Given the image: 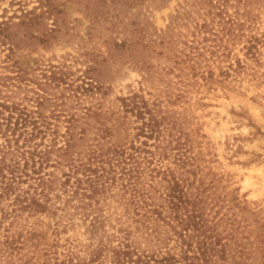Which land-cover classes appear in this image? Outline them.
Here are the masks:
<instances>
[{
  "label": "rangeland",
  "instance_id": "rangeland-1",
  "mask_svg": "<svg viewBox=\"0 0 264 264\" xmlns=\"http://www.w3.org/2000/svg\"><path fill=\"white\" fill-rule=\"evenodd\" d=\"M262 40L264 0H0V264L179 253L150 171L164 166L202 188L219 264H264ZM150 117L158 138L137 136Z\"/></svg>",
  "mask_w": 264,
  "mask_h": 264
},
{
  "label": "trees",
  "instance_id": "trees-1",
  "mask_svg": "<svg viewBox=\"0 0 264 264\" xmlns=\"http://www.w3.org/2000/svg\"><path fill=\"white\" fill-rule=\"evenodd\" d=\"M217 2L219 4V1ZM217 8L220 7L217 6ZM220 11L221 13H224V10L220 9ZM229 30L230 29H227L226 31ZM259 41L260 38L256 36L248 39L243 45L245 48L244 53L253 56L255 54L254 49H256V45ZM241 61L242 60L237 57L235 60L236 66L232 70L245 67V62L241 63ZM228 68H232V65H229ZM225 72L228 73V71ZM135 106L139 107L137 105ZM142 113L143 112L139 109V116H141ZM158 123L159 122L155 117H150L148 121H142L141 126H138L139 130L136 135L151 138L155 134L154 137L158 138L161 131ZM177 143L180 144L178 141ZM141 144L146 145L147 141L143 139ZM178 148H182L181 144L177 147V150H179ZM131 149H133V152L138 151L140 153V151H143L148 154L150 153L149 155L151 156L154 155L152 150L145 149L144 147L131 146ZM114 152L122 163H125L126 159H131L133 163H138L136 160L137 156L130 152L125 155V150L123 148L115 149ZM167 155L165 148L158 152V156L161 158H164ZM175 155L173 162L177 167H184V165L189 162V159L192 158L186 156L183 151H177ZM146 158L147 162H151V158ZM130 165L131 167H128L126 172L124 171V173L128 175V178L132 176L133 172L134 177L141 172H139L138 169H135L134 165ZM150 171L155 172L156 175L158 174L160 176V184L157 187L161 189L158 196L161 200L157 205L169 209L172 212L173 217L176 219V222L180 225V230H175L174 233L180 240L181 250L179 253H175L170 249H167L157 256L152 254H141L137 249H131L128 245H125L123 249H119L115 252L118 264H219L215 260V256L218 255L219 258L224 256L222 253L224 243L220 242L219 238L209 232L206 228V218L203 217L204 200L202 188H200L199 185L194 186L193 181L189 180V178L184 175V172H177L170 166L151 167ZM185 171H187L186 168ZM158 188L156 189L159 190ZM96 189H98V187H96ZM131 190L133 191L132 198L138 203L147 204L146 199H149L152 196H150V193H144L143 190L137 189L135 186L131 187ZM29 203L33 204L35 207L43 206L38 199H35L34 197L30 199ZM28 205L29 204L26 206ZM19 206L22 207L21 205Z\"/></svg>",
  "mask_w": 264,
  "mask_h": 264
}]
</instances>
